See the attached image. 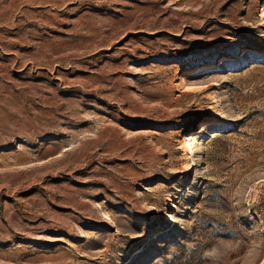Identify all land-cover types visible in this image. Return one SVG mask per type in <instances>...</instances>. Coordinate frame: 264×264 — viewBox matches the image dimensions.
I'll list each match as a JSON object with an SVG mask.
<instances>
[{
	"label": "rangeland",
	"instance_id": "obj_1",
	"mask_svg": "<svg viewBox=\"0 0 264 264\" xmlns=\"http://www.w3.org/2000/svg\"><path fill=\"white\" fill-rule=\"evenodd\" d=\"M218 242L264 264V0H0V264Z\"/></svg>",
	"mask_w": 264,
	"mask_h": 264
},
{
	"label": "clouds",
	"instance_id": "obj_2",
	"mask_svg": "<svg viewBox=\"0 0 264 264\" xmlns=\"http://www.w3.org/2000/svg\"><path fill=\"white\" fill-rule=\"evenodd\" d=\"M190 247H195V245H189ZM226 249L222 242H218L213 246L205 249L202 253V259L206 260L208 264H219L221 257L225 254Z\"/></svg>",
	"mask_w": 264,
	"mask_h": 264
}]
</instances>
